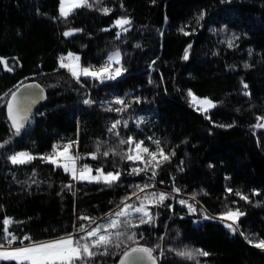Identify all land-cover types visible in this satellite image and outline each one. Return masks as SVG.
Listing matches in <instances>:
<instances>
[{
  "label": "trees",
  "instance_id": "obj_1",
  "mask_svg": "<svg viewBox=\"0 0 264 264\" xmlns=\"http://www.w3.org/2000/svg\"><path fill=\"white\" fill-rule=\"evenodd\" d=\"M58 7L59 0H0V58L13 69L0 63V230L8 217L13 220L10 231L27 235V221L16 218L10 199L50 200L54 194L64 217L72 209L76 230L96 227L131 196L134 185H143L151 175L129 174L143 165L119 156H87L83 163L94 169L120 170V182L108 187L73 181L39 159L54 145L78 140L79 150L87 154L98 144L101 152L116 148L123 153L129 146L119 144L120 139L142 140L152 151L153 141L159 140L164 151L174 150L175 156L158 170L157 189L139 194L163 191L172 198L152 209L154 224L134 229L139 243L161 246L154 253L164 251L159 264H264V250L245 238L264 239V129L253 127L257 117L264 116V0H101L93 8L75 9L67 19ZM104 7L110 14L101 11ZM159 10L163 15L158 16ZM120 17L131 19L127 32L113 26ZM70 29L83 31L64 36ZM116 50L126 71L114 80L101 83L81 76L77 81L59 66V58L69 52L80 55L82 67L103 65ZM26 84H39L44 97L17 135L7 116L10 97L4 93ZM189 91L209 97L216 107L207 113L196 110ZM246 91L251 95H244ZM117 98L131 106L122 113L107 111L120 107L113 103ZM86 99L94 103L85 104ZM116 120L121 121L119 136L108 131ZM19 151L37 159L13 165L8 157ZM68 184L72 190L64 187ZM69 195L74 202L69 203ZM181 199L196 211L181 205ZM128 202L138 203L134 196ZM226 206L245 213L236 233L219 219H205L218 217ZM80 216L92 217L96 224L88 225ZM84 234L79 232V237ZM186 247L210 255L191 260L176 254ZM120 259V254L97 256L94 264H119Z\"/></svg>",
  "mask_w": 264,
  "mask_h": 264
},
{
  "label": "snow or ice",
  "instance_id": "obj_2",
  "mask_svg": "<svg viewBox=\"0 0 264 264\" xmlns=\"http://www.w3.org/2000/svg\"><path fill=\"white\" fill-rule=\"evenodd\" d=\"M101 3V0H59V15L67 19L75 9L88 7L93 8L95 4ZM104 14H110L111 9L104 7L101 9ZM201 19L203 16L201 15ZM131 25V19L127 17H120L115 20L114 27L119 28L123 32L129 30L128 26ZM105 31L109 29H104ZM83 29H70L63 33L64 36H72L76 32H81ZM183 31V29H181ZM190 33H185L188 35ZM120 33H117L119 38ZM228 46H233V41L228 42ZM191 48V45H189ZM188 59V50H185L183 57ZM0 63H3L6 70L12 71L13 69L8 66L7 61L0 58ZM113 64L121 65V53L119 50L114 51L107 57V61L96 68L94 66L82 67L80 64V57L76 54L69 52L67 56L59 58V66L67 69L70 74L79 81L81 76L91 77L103 83L105 80H114L122 75L123 66L113 68ZM244 89H248L247 83L242 84ZM29 89H39V92L32 93ZM244 95H251L250 92H244ZM43 96V89L39 84H26L23 89L19 85L16 89L4 93V97H10L7 101V116L11 121V125L15 130V134H19L20 130L24 127V123L29 119V112L32 104L36 102L33 97L39 98ZM188 96L191 98V103L197 106V110L207 113L210 108L216 107L213 100L209 98H199L194 93L189 91ZM3 99V97H0ZM139 102V97L136 98ZM85 104L94 103L91 100H84ZM120 107H109L107 111H115L122 113L131 106L130 103L122 98H117L113 102ZM257 123L253 126L256 129H264V116L257 117ZM121 124L120 120H116L111 124L108 131L114 132L116 136L120 133L117 131L118 126ZM220 127H232V125H218ZM124 127H127V121H124ZM156 145L154 151L148 147H144V141H136L133 137L128 139H120L119 144L128 145L126 152H120L116 148H109L101 152L100 145L98 144L96 150L88 154L92 160L99 159L100 156L104 158L112 156H119L123 160L132 163H140L142 167H133L130 170L131 175H140L141 173L150 172V180H155L158 170L164 163H170L175 151L166 153L164 148L161 147V141H153ZM8 143V141H5ZM3 147V145H0ZM78 140L71 141L66 144H57L53 146L52 152L39 157L46 163L52 164L57 168L62 169L65 173L69 174L73 181L88 182L104 184L111 187L120 182L121 171L114 169L105 172L103 166H97L95 169L87 164H79L84 157L78 154ZM147 154L148 159H145ZM13 165H25L37 159L36 156L29 152H18L8 157ZM182 163V162H181ZM79 165V166H78ZM182 170V169H181ZM95 173V174H94ZM35 175V173H33ZM175 177H173V182ZM163 183V181H161ZM68 190H72L73 185L68 184L64 186ZM154 188V184L145 183L143 185H134V191L131 196L125 197L121 204L117 205L114 212H110L104 218L106 223L97 224L96 227L81 226L77 232L85 233L83 236L77 238L73 233L48 241H32L30 236H24L22 239L17 237L14 232L10 231V225L13 223L11 218L5 217L2 220V230H0V264H94L97 256H109L120 254L121 259L119 264H158V260L164 256V251L161 249L159 256L154 255L157 249L161 246L157 244L155 247H148L141 245L137 238V232L141 225L154 224L156 216L153 214L152 209L165 205V201L172 198L170 193L167 192H148L141 196L139 193L145 192L148 188ZM139 190V191H136ZM174 192H180L179 188H173ZM228 193H233L232 188L227 189ZM259 195V193H254ZM235 195L241 199L248 201L249 197L242 193L236 192ZM135 197L138 203H129L128 201ZM195 195L193 196V200ZM250 202V201H249ZM181 205H186L190 212L196 211L193 204L187 200L181 199ZM235 203V202H234ZM171 207V205H168ZM245 213L239 208H229L223 211L218 217L205 216V219H219L225 226L232 232L236 233L240 217ZM80 220L88 221V225L96 224V220L89 216H80ZM243 235V233H241ZM140 239L143 238V233L139 234ZM248 243L254 247L264 250V239L257 238L256 240L249 239ZM28 241L27 244L24 242ZM19 242V246L13 247L14 244ZM127 242H131L128 244ZM120 250L119 252L113 251ZM176 254L182 258L195 260L197 257H208L210 253L203 249H189L184 248L179 250Z\"/></svg>",
  "mask_w": 264,
  "mask_h": 264
},
{
  "label": "rangeland",
  "instance_id": "obj_3",
  "mask_svg": "<svg viewBox=\"0 0 264 264\" xmlns=\"http://www.w3.org/2000/svg\"><path fill=\"white\" fill-rule=\"evenodd\" d=\"M161 14L163 15L162 10H159L158 16H161ZM73 54H76L80 57L78 53H73ZM80 64H81V60H80ZM119 66L120 65H118L117 67ZM191 92L194 93L193 91ZM195 95L201 99L209 98V97L198 96L197 94ZM190 102H191V98H190ZM193 107L197 110V106L193 105ZM211 109L213 108H210L209 111ZM19 152H28V151H19ZM144 155H145V159H148L147 154ZM60 194L68 195L66 191H61ZM57 196L58 194L56 195L54 194L53 198L50 200H47L41 196H35L26 200H20L19 198L16 197L10 199V202L12 204V212L17 216L16 218H21L27 221V225H26L27 234L31 237L32 241H36V242L48 241L65 236L69 233H73V234L79 233L74 227V218L72 217L71 214L72 209H70L71 212L67 214V217H64V213L62 212L63 213L62 214L59 210L60 204L57 200ZM74 200L75 199L71 196L69 203L74 202ZM45 235L47 237H45Z\"/></svg>",
  "mask_w": 264,
  "mask_h": 264
},
{
  "label": "built area",
  "instance_id": "obj_4",
  "mask_svg": "<svg viewBox=\"0 0 264 264\" xmlns=\"http://www.w3.org/2000/svg\"><path fill=\"white\" fill-rule=\"evenodd\" d=\"M101 65H99V66H94V67H96V68H98V67H100ZM117 66L116 65H113V68H116ZM59 144H66V143H59ZM57 145V144H56ZM76 151H78V154L80 155V156H82V157H84V159L85 158H87V156H88V154L85 152V151H81V150H79V146H78V149L76 150ZM84 159H82L80 162H79V164H84L83 163V161H84ZM79 166V165H78ZM145 183H149V184H154L155 185V187L154 188H152V187H150V188H148V189H146L145 191H149V190H154V189H157V185H156V183H155V181L154 180H150V179H146L144 182H143V184H145ZM74 235L77 237V238H79V233L77 234V233H74ZM24 236H22V237H20L21 239L23 238ZM28 241H25L24 243L26 244ZM16 246H19V242H17L16 244H14L13 245V247H16Z\"/></svg>",
  "mask_w": 264,
  "mask_h": 264
},
{
  "label": "water",
  "instance_id": "obj_5",
  "mask_svg": "<svg viewBox=\"0 0 264 264\" xmlns=\"http://www.w3.org/2000/svg\"><path fill=\"white\" fill-rule=\"evenodd\" d=\"M21 89H23V87L21 88ZM29 92H32V93H37V92H39V89H29L28 90ZM43 97H44V95L43 96H41V97H39V98H36V97H33L34 99H36V102L34 103V104H32V106H31V109H30V112H29V118H30V116H31V114H32V112L40 105V103H41V101L43 100ZM6 110H7V107H6ZM29 120V119H28ZM28 120L24 123V127L26 126V124L28 123ZM23 127V128H24ZM159 264V263H158Z\"/></svg>",
  "mask_w": 264,
  "mask_h": 264
},
{
  "label": "crops",
  "instance_id": "obj_6",
  "mask_svg": "<svg viewBox=\"0 0 264 264\" xmlns=\"http://www.w3.org/2000/svg\"><path fill=\"white\" fill-rule=\"evenodd\" d=\"M26 236H29V235L27 234ZM17 237H18V236H17ZM45 237H47V236L45 235Z\"/></svg>",
  "mask_w": 264,
  "mask_h": 264
}]
</instances>
